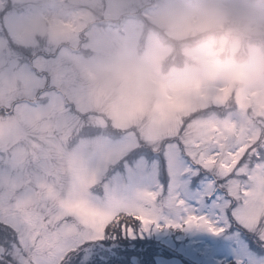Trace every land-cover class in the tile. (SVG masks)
<instances>
[{
	"label": "rangeland",
	"instance_id": "374dc122",
	"mask_svg": "<svg viewBox=\"0 0 264 264\" xmlns=\"http://www.w3.org/2000/svg\"><path fill=\"white\" fill-rule=\"evenodd\" d=\"M260 101L264 22L231 0H0L8 169L43 150L65 195L124 216L186 199L205 181H184L185 141ZM183 239L147 243L156 260Z\"/></svg>",
	"mask_w": 264,
	"mask_h": 264
},
{
	"label": "snow or ice",
	"instance_id": "6c2138e0",
	"mask_svg": "<svg viewBox=\"0 0 264 264\" xmlns=\"http://www.w3.org/2000/svg\"><path fill=\"white\" fill-rule=\"evenodd\" d=\"M185 141L186 199L125 216L65 195L41 150L0 175V264H156L148 241L183 235L179 264H264V101ZM144 249V250H141Z\"/></svg>",
	"mask_w": 264,
	"mask_h": 264
},
{
	"label": "clouds",
	"instance_id": "9594fccd",
	"mask_svg": "<svg viewBox=\"0 0 264 264\" xmlns=\"http://www.w3.org/2000/svg\"><path fill=\"white\" fill-rule=\"evenodd\" d=\"M231 3L240 15L255 16L264 22V0H231Z\"/></svg>",
	"mask_w": 264,
	"mask_h": 264
},
{
	"label": "flooded vegetation",
	"instance_id": "af4514ba",
	"mask_svg": "<svg viewBox=\"0 0 264 264\" xmlns=\"http://www.w3.org/2000/svg\"><path fill=\"white\" fill-rule=\"evenodd\" d=\"M0 141H1V139H0ZM16 147L18 148V146L15 144V142H11L10 140L6 141V143H3V144L0 143V156L3 159V163L7 167V169L9 167V165H10L9 162L12 159V157L10 155L11 152H9V150L10 149H15Z\"/></svg>",
	"mask_w": 264,
	"mask_h": 264
},
{
	"label": "water",
	"instance_id": "95a60500",
	"mask_svg": "<svg viewBox=\"0 0 264 264\" xmlns=\"http://www.w3.org/2000/svg\"><path fill=\"white\" fill-rule=\"evenodd\" d=\"M156 264H179V261L175 257L166 258L163 256L156 257Z\"/></svg>",
	"mask_w": 264,
	"mask_h": 264
},
{
	"label": "trees",
	"instance_id": "16d2710c",
	"mask_svg": "<svg viewBox=\"0 0 264 264\" xmlns=\"http://www.w3.org/2000/svg\"><path fill=\"white\" fill-rule=\"evenodd\" d=\"M121 216H124V215H121Z\"/></svg>",
	"mask_w": 264,
	"mask_h": 264
}]
</instances>
